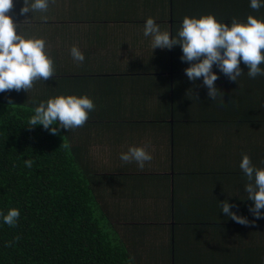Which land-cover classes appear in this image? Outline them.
Here are the masks:
<instances>
[{
    "label": "crops",
    "instance_id": "crops-1",
    "mask_svg": "<svg viewBox=\"0 0 264 264\" xmlns=\"http://www.w3.org/2000/svg\"><path fill=\"white\" fill-rule=\"evenodd\" d=\"M33 0H29V3ZM264 5V0H261ZM10 11L18 34L40 38L54 62L49 80L27 92L0 93V102L39 106L59 95L88 96L95 109L83 127L63 129L72 153L92 175L90 185L134 264H264V216L255 219L239 165L247 154L264 168V75L231 81L213 65L221 92L213 101L203 77L189 80L182 48L152 47L143 34L151 17L175 38L184 17L214 15L231 25L249 15L250 0H49L46 12ZM76 46L85 60L71 56ZM264 69V63L260 66ZM145 147L143 169L122 152ZM264 214V209H261Z\"/></svg>",
    "mask_w": 264,
    "mask_h": 264
},
{
    "label": "trees",
    "instance_id": "trees-1",
    "mask_svg": "<svg viewBox=\"0 0 264 264\" xmlns=\"http://www.w3.org/2000/svg\"><path fill=\"white\" fill-rule=\"evenodd\" d=\"M34 109L0 102V213L20 211L16 227L0 216V264H134L63 129L28 126Z\"/></svg>",
    "mask_w": 264,
    "mask_h": 264
},
{
    "label": "clouds",
    "instance_id": "clouds-1",
    "mask_svg": "<svg viewBox=\"0 0 264 264\" xmlns=\"http://www.w3.org/2000/svg\"><path fill=\"white\" fill-rule=\"evenodd\" d=\"M55 3V0H52ZM261 0H250V7L259 10ZM14 7V0H0V93L15 90L29 91L37 80H49L54 75V62L45 51L46 42L40 38H26L18 34V25L9 15ZM49 0H24L20 15L29 12H46ZM145 37H152L153 49H172L179 45L182 48V61L190 62V67L185 69L189 80L196 81L203 77V85L208 89V97L216 100L221 93L215 86L218 75L213 72V65L231 81L236 82L244 74L240 63L247 66V75L255 78L264 75L260 66L264 63V20L249 15L247 22H238L232 19L231 25L218 22L214 15H205L200 18L184 17L181 27L173 38L168 31H161L153 18L149 17L144 25ZM71 56L77 62L85 60L84 54L76 46L71 48ZM9 104H12L9 99ZM95 109V104L88 96L59 95L41 102L35 107L34 114L28 121V126L42 125L50 134L58 135L60 129L72 130L85 125L89 113ZM59 124V127L53 125ZM61 146L67 147L62 144ZM120 159L124 163L135 161L143 169L146 162H151L153 157L145 147H129L127 152H122ZM33 161L25 160V166L31 168ZM247 176L248 183L244 191L247 199L254 202L249 209L254 220L237 215L231 211L233 205L227 201L220 202L222 212L233 221L244 226H254L256 220L264 214V168H256L245 154L239 165ZM3 222L10 227H16L20 211L10 209L7 214L0 213ZM20 237H15L19 241ZM13 241L7 242L6 247H11ZM134 260V257L131 258Z\"/></svg>",
    "mask_w": 264,
    "mask_h": 264
}]
</instances>
